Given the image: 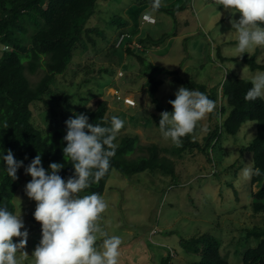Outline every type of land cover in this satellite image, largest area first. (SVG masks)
<instances>
[{
	"label": "rangeland",
	"instance_id": "rangeland-1",
	"mask_svg": "<svg viewBox=\"0 0 264 264\" xmlns=\"http://www.w3.org/2000/svg\"><path fill=\"white\" fill-rule=\"evenodd\" d=\"M134 5L132 0L98 1L87 24L96 30L77 46L67 70L57 75L43 99L30 104L32 121L44 133L51 132L61 127L76 108L93 104L101 97L109 101L110 111L125 122L119 136L135 134L144 148L156 143L169 149L168 156L175 163L174 178L161 173L127 177L113 170L107 181L102 196L108 207L97 223L109 236L121 238L118 264H195L203 254L189 251L185 240L204 234L221 240L220 253L230 264H241L244 250L256 247L260 241L253 235L248 237L247 231L264 229V211L255 213L251 209L252 192L258 188L251 185V175L248 178L243 175L245 168H252V154L241 151L255 137L257 123L246 121L235 135L222 132L219 143L209 150L212 161L197 149L174 154V143L162 136L151 119L155 105L144 88L149 74L142 72L140 61L128 52L135 47L137 54L153 64L176 71L175 75L161 72L154 75L163 81L156 96L165 106L183 86L177 76L217 89L219 104H224L221 89L227 77L251 81L261 71L251 70L235 50L236 33L230 20L238 21L241 13L233 15L223 6L216 9L213 0H163L162 5L170 11L156 15L157 21L160 19L157 24L141 25V14L151 10L150 4H144L142 13L137 14L134 10L138 6ZM112 15L125 17L129 25L125 28L112 25ZM122 31L130 37L118 48ZM145 36L161 38L163 45L145 48L139 42ZM4 48L0 45V55ZM244 54L254 55L258 63H264V46ZM43 70L44 66L35 74L25 71L31 85L40 79ZM112 71L113 82L108 84ZM117 96L123 97L126 104L127 98L136 104L127 107ZM213 123L215 118L209 114L198 122L193 137L199 144H203ZM144 152L137 148L133 155ZM17 177L13 203L29 232L23 249L29 257L22 264H31V254L41 240V224L32 216L37 202L24 192L31 176L21 168ZM18 240L13 237V242Z\"/></svg>",
	"mask_w": 264,
	"mask_h": 264
},
{
	"label": "trees",
	"instance_id": "trees-1",
	"mask_svg": "<svg viewBox=\"0 0 264 264\" xmlns=\"http://www.w3.org/2000/svg\"><path fill=\"white\" fill-rule=\"evenodd\" d=\"M98 1L0 0V45L7 46L2 49L0 55V155L3 152L6 155L7 150H11L14 158L17 161H23L27 166L37 154H40L45 169L52 162L63 164L64 167L59 175L67 179L73 174L74 169L71 163L65 161L62 152V148L66 146V142H63V137L66 135L65 121L72 116L73 112L84 113L89 117L90 123L102 125L112 116L119 117L110 111V103L107 99L97 97L91 104V108H88L86 104L79 106L69 113L61 127L51 132L44 133L32 121L33 113L30 104L43 99V96L55 84L57 75H63L67 70L77 46L84 38H91L90 32L96 30V28L87 27V24L94 15ZM132 2L135 3L134 6H138L134 10L137 14L141 12V7L146 6L144 4H150L151 8L152 0H132ZM169 11L162 5L154 13L151 10L146 12L153 15L157 21L156 15ZM159 20L158 18L157 22ZM110 23L125 28L129 25V20L121 15H112ZM123 33L122 31L120 34L123 35ZM139 42L145 48L163 45L161 38L154 39L151 36L141 37ZM134 48L129 49L128 52L140 61L143 67L142 72L149 74L144 88L150 101L155 105V113H152L151 119L159 129L160 113L170 112L172 107L169 103L165 106L156 96L163 81L155 78L154 75L159 72L175 75L176 71L153 64L137 54ZM256 54L257 52L254 55ZM254 55L244 54L241 59L251 70L264 71V63H258ZM42 66H44V73L34 85H31L25 76V71L35 74ZM111 73L113 74L109 75L108 84L113 82L114 72ZM175 78L189 90L197 89L205 93L215 101L216 107L212 113H209L210 117L215 118V123L211 124L212 128L205 136L203 144H199L193 137L195 127L191 134L181 138L180 145H173L174 154L180 155L183 151L197 149L205 153L208 160L212 161L209 150L219 143L222 132L235 135L246 121L257 123L255 137L249 145L242 146L241 151H249L252 154V169H259V174H252L250 177L251 185H256L258 188L256 192H252L251 209L255 213L263 212L264 98L246 101L244 97L251 87V81L229 76L222 84L221 94L225 103L220 105L217 89L192 79L184 80L179 76ZM113 99L116 100V97ZM117 99L124 102L123 97L117 96ZM114 143L117 145L116 154L110 160L109 171L99 183H93L83 193L95 192L102 195L113 170L127 177L137 173H161L175 177V163L168 156L169 149L161 148L156 143L144 148L139 145V136L135 134L119 136L117 133ZM137 148L145 152L141 155H133ZM2 167L6 165L0 160V205L7 206L9 211L15 212L13 198L18 189V181L12 180L6 172L2 171ZM237 167L240 168V166ZM252 235L260 241L256 247L244 250L241 264H264V229L254 228L247 231L248 237ZM185 244L189 251L202 252L201 261L195 264H230L220 253L221 240L213 235L204 234L197 238H190L185 240ZM167 259H170V255ZM164 262L167 263L168 260Z\"/></svg>",
	"mask_w": 264,
	"mask_h": 264
},
{
	"label": "clouds",
	"instance_id": "clouds-1",
	"mask_svg": "<svg viewBox=\"0 0 264 264\" xmlns=\"http://www.w3.org/2000/svg\"><path fill=\"white\" fill-rule=\"evenodd\" d=\"M162 3L163 0H152L151 11H158ZM213 3L216 9L223 6L233 15L241 13L238 21L230 20L236 33L235 50L241 54L239 56L254 47L264 46V0H213ZM142 16L141 25L151 24L143 22ZM155 23L156 18L152 24ZM174 95L175 99L168 101L172 111L160 113L159 129L165 139L180 145L181 138L191 134L198 122L213 112L216 104L205 93L183 86ZM244 98L246 101L264 98V71L251 77V87ZM86 106L92 107L90 103ZM124 123L123 119L112 116L104 125L93 124L86 114L73 112L65 121L63 142L66 146L62 148L65 161L74 169L67 179L59 175L63 164L52 162L45 169L40 154L27 166L23 161H17L11 150L0 155L6 165L2 171L12 180L18 178L17 171L22 167L25 174L31 176L24 192L37 202L32 216L41 224V240L31 254V264H118L121 238L109 236L97 223L108 207L104 197L95 192L80 193L93 183H99L109 171L110 160L116 154L114 141ZM252 174H259V169L243 170L245 178ZM28 236L20 212L9 211L7 206L0 205V264H22L29 257L23 251ZM13 237H18V242H13Z\"/></svg>",
	"mask_w": 264,
	"mask_h": 264
},
{
	"label": "built area",
	"instance_id": "built-area-1",
	"mask_svg": "<svg viewBox=\"0 0 264 264\" xmlns=\"http://www.w3.org/2000/svg\"><path fill=\"white\" fill-rule=\"evenodd\" d=\"M147 16V19H145V17ZM142 19H143V22H145V23H154L155 22V18L153 17V16H151V15H149V14H144L143 16H142ZM128 35L127 34H123V35H121L120 37H119V39H118V44H120L124 39H125V37H127ZM124 100V99H123ZM126 102H127V104L130 106V105H134L135 103L133 102V100H130V99H126ZM124 103H125V101H124ZM126 104V103H125Z\"/></svg>",
	"mask_w": 264,
	"mask_h": 264
}]
</instances>
